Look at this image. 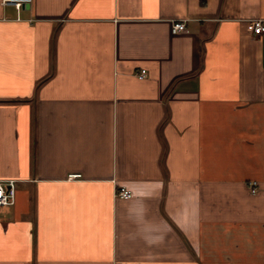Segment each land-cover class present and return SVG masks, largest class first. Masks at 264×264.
I'll return each instance as SVG.
<instances>
[{
    "label": "crops",
    "instance_id": "0c3cea01",
    "mask_svg": "<svg viewBox=\"0 0 264 264\" xmlns=\"http://www.w3.org/2000/svg\"><path fill=\"white\" fill-rule=\"evenodd\" d=\"M253 19L264 0H0V264H264Z\"/></svg>",
    "mask_w": 264,
    "mask_h": 264
},
{
    "label": "built area",
    "instance_id": "2783aa9c",
    "mask_svg": "<svg viewBox=\"0 0 264 264\" xmlns=\"http://www.w3.org/2000/svg\"><path fill=\"white\" fill-rule=\"evenodd\" d=\"M34 0H2L3 5H9L15 7L17 10H21L25 6H30ZM253 27V33L259 36L264 33V21L262 19H253L251 21ZM171 31L173 34L188 33L189 29L186 26L185 20H176L173 22ZM139 79H144L147 76L146 69H142L137 73ZM80 174H70L69 179L80 178ZM255 186V185H254ZM252 193H256V187L251 189ZM116 196L128 199L132 197V192L126 187H119L116 189ZM16 199V181L15 180H0V206L11 205Z\"/></svg>",
    "mask_w": 264,
    "mask_h": 264
}]
</instances>
